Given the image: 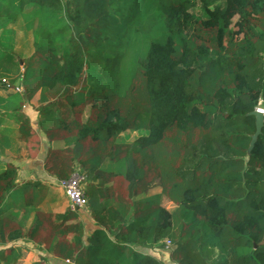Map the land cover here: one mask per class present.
Returning a JSON list of instances; mask_svg holds the SVG:
<instances>
[{
    "label": "trees",
    "instance_id": "1",
    "mask_svg": "<svg viewBox=\"0 0 264 264\" xmlns=\"http://www.w3.org/2000/svg\"><path fill=\"white\" fill-rule=\"evenodd\" d=\"M0 87V123L15 111L27 140L17 110L39 91V129L65 141L44 168L80 176L95 227L85 242L79 208L50 213L62 260L166 264L140 246L176 264H264V0H0ZM126 129L144 133L121 140ZM16 173L0 161V264H18L4 243L34 239L50 187Z\"/></svg>",
    "mask_w": 264,
    "mask_h": 264
},
{
    "label": "crops",
    "instance_id": "2",
    "mask_svg": "<svg viewBox=\"0 0 264 264\" xmlns=\"http://www.w3.org/2000/svg\"><path fill=\"white\" fill-rule=\"evenodd\" d=\"M8 95V90L0 87V96L6 97ZM38 97L39 91L35 93L29 102H23L17 110L26 115L34 131L33 135L28 140L19 137L17 120L14 117L15 111H6L0 123V131L8 136L9 145L5 147L3 151H0V161L11 163L16 167L17 181L23 179H39L42 182L48 183L50 186L49 192L37 205L38 208L41 209L39 216L42 218V224L33 240L18 236L11 240H7L4 245H16L21 247V254L17 258L18 264H31L38 260L41 255L48 264H62L63 260L57 256L56 250L49 249V244L53 236L51 229L53 215L50 213L63 211L71 206V203L64 189L59 184V180L45 170L44 157L49 146H61L65 141L61 139L48 140L43 131L39 129L37 122ZM3 109L4 107L0 102V110L2 111ZM78 210L80 218L84 223L83 239L86 242V237L95 227V223L86 208ZM33 213L34 211L30 212L28 220L25 223V228L29 226ZM8 230L9 229H6V231ZM138 248L158 257H160V253L162 255L165 252L164 248L154 249L140 246H138ZM164 262L169 264L166 261ZM1 264H3V262H1Z\"/></svg>",
    "mask_w": 264,
    "mask_h": 264
},
{
    "label": "built area",
    "instance_id": "3",
    "mask_svg": "<svg viewBox=\"0 0 264 264\" xmlns=\"http://www.w3.org/2000/svg\"><path fill=\"white\" fill-rule=\"evenodd\" d=\"M2 81L5 82V85L7 87L13 88L15 91H20L22 89L21 85L18 83L11 84L4 78H2ZM262 111H263V107H262ZM59 184L64 189L65 194L69 198L72 207L77 206L78 208H84L86 204V197L83 192L82 185L80 183V176L78 174L74 173L66 180H59ZM62 264H75V263L69 259H64Z\"/></svg>",
    "mask_w": 264,
    "mask_h": 264
},
{
    "label": "rangeland",
    "instance_id": "4",
    "mask_svg": "<svg viewBox=\"0 0 264 264\" xmlns=\"http://www.w3.org/2000/svg\"><path fill=\"white\" fill-rule=\"evenodd\" d=\"M22 22V21H21ZM19 33V32H18ZM22 44H19V45H16V47L17 48H19V49H22ZM19 72H20V68H19V66L18 67H16L15 68V70H14V73L16 74V76H18L19 75ZM257 109L259 110V111H262V105L261 104H259L258 106H257ZM23 114V113H22ZM24 116H26L25 114H23ZM33 116V115H32ZM142 133H144V130L143 129H138V130H130V129H126L123 133H122V135L120 136V139L121 140H126V139H131V138H134V137H136V136H138V135H141ZM114 184H115V186H116V188H118L119 189V191L121 192V193H123V195H125V192H126V186H125V181L123 180V178L121 177V176H118V177H116V179L114 180ZM163 203L167 206V207H169V208H172V205H173V203L172 202H170L169 200H167V199H163ZM79 209H81V208H79ZM12 226V224H8L7 223V225H5V229H9L10 227ZM165 249V252L161 255V253H160V258L162 259V260H164V261H166L167 263H169V264H176L175 262H173V261H171V259H170V255H169V248L168 247H166V248H164Z\"/></svg>",
    "mask_w": 264,
    "mask_h": 264
},
{
    "label": "water",
    "instance_id": "5",
    "mask_svg": "<svg viewBox=\"0 0 264 264\" xmlns=\"http://www.w3.org/2000/svg\"><path fill=\"white\" fill-rule=\"evenodd\" d=\"M249 113H251L255 116V130L251 134V140L249 143L248 151L251 148V146L253 145V142L255 141L257 135L261 131V127L263 124V111H259L257 108H255L254 110L250 111ZM75 208H78V207L76 206ZM171 247L174 248L175 245H172Z\"/></svg>",
    "mask_w": 264,
    "mask_h": 264
}]
</instances>
